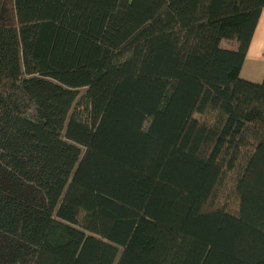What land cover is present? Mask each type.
<instances>
[{
	"label": "trees",
	"instance_id": "obj_1",
	"mask_svg": "<svg viewBox=\"0 0 264 264\" xmlns=\"http://www.w3.org/2000/svg\"><path fill=\"white\" fill-rule=\"evenodd\" d=\"M263 10L3 3L0 264H264Z\"/></svg>",
	"mask_w": 264,
	"mask_h": 264
},
{
	"label": "crops",
	"instance_id": "obj_2",
	"mask_svg": "<svg viewBox=\"0 0 264 264\" xmlns=\"http://www.w3.org/2000/svg\"><path fill=\"white\" fill-rule=\"evenodd\" d=\"M224 46L231 48L225 44ZM241 78L245 81L256 84H260L264 81V10L261 14L253 40L248 50L241 71Z\"/></svg>",
	"mask_w": 264,
	"mask_h": 264
},
{
	"label": "rangeland",
	"instance_id": "obj_3",
	"mask_svg": "<svg viewBox=\"0 0 264 264\" xmlns=\"http://www.w3.org/2000/svg\"><path fill=\"white\" fill-rule=\"evenodd\" d=\"M10 1L11 0H0V9H1L3 3L10 2ZM225 45L231 46V47L234 46L233 44H230V43H225ZM80 93H81V96H82V95H84L86 93V90H80ZM31 115H33V113H31Z\"/></svg>",
	"mask_w": 264,
	"mask_h": 264
}]
</instances>
